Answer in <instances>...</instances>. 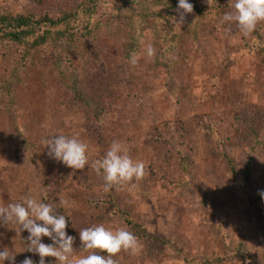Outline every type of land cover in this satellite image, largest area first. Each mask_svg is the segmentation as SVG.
Masks as SVG:
<instances>
[{"label": "rangeland", "instance_id": "rangeland-1", "mask_svg": "<svg viewBox=\"0 0 264 264\" xmlns=\"http://www.w3.org/2000/svg\"><path fill=\"white\" fill-rule=\"evenodd\" d=\"M81 1L0 0V11H70ZM96 2L88 36L27 57L25 47L0 41V206L56 191L70 202L62 208L77 256L93 251L79 229L103 224L139 241L137 254H116L118 264H264V21L244 35L192 12L170 28L120 0ZM57 134L88 145L83 170L48 155L43 141ZM113 141L144 162L145 176L104 192L103 170L91 165ZM28 235L0 224V251L39 264Z\"/></svg>", "mask_w": 264, "mask_h": 264}, {"label": "clouds", "instance_id": "clouds-1", "mask_svg": "<svg viewBox=\"0 0 264 264\" xmlns=\"http://www.w3.org/2000/svg\"><path fill=\"white\" fill-rule=\"evenodd\" d=\"M210 5V0H207ZM193 4L189 0H178L180 19L176 23L184 21L185 14L193 12ZM233 11L226 12L222 22H234L244 35L255 30L257 23L264 21V0H233ZM160 11V9H156ZM146 54L154 57L155 49L151 44L146 46ZM138 58L133 55L130 63L137 64ZM48 147V155L62 162L73 170H83L88 165V145L76 136L62 134L53 135L43 141ZM93 167L99 174L103 170L105 181L103 191L108 192L113 186H123L126 183L139 181L145 176V164L143 161H134L128 154V149L119 141H113L105 155L93 161ZM264 199V190L258 193ZM60 206L69 207L70 202L60 197ZM38 221L42 223H38ZM19 224L21 230H27V250L38 254L39 264H45V257H54L59 264H118L114 259L116 254L130 251L135 255L140 251L137 237L124 227L115 230L106 228L103 224L79 229L81 245L85 250H93L84 256L74 254L75 237L66 232L67 220L63 214H58L52 204L39 201L26 196L23 202L9 203L0 206V224ZM49 237L52 243H43L42 237ZM105 252L107 255L98 254ZM8 260L9 264H16L15 254H11L7 248L0 251V261ZM20 264H35L26 257Z\"/></svg>", "mask_w": 264, "mask_h": 264}, {"label": "trees", "instance_id": "trees-1", "mask_svg": "<svg viewBox=\"0 0 264 264\" xmlns=\"http://www.w3.org/2000/svg\"><path fill=\"white\" fill-rule=\"evenodd\" d=\"M120 1L122 2L120 7L128 10L129 13L145 20L150 17L161 19L170 28L174 27L173 24L180 11H182L178 10V0ZM189 3L193 4V12L196 15L204 17L215 14L221 22L226 12L233 11L231 0H210V5L207 0H189ZM156 9H160V11H156ZM97 12L98 4L96 0H83L70 11H0V41L14 42L19 46L25 47V56L27 57L30 56L31 51L42 45L57 41H73L80 32L82 35H90L91 28L89 27V22ZM81 20L87 23L81 22ZM222 24L226 28L236 25L235 29H239L234 22H222ZM95 135L98 140H101L103 137L99 129L96 130ZM55 193L57 192L55 191ZM55 193H50L48 189V194L43 202L52 204L58 214L65 215L63 208L60 206V199L55 196ZM117 212L126 216V221L132 227H140V224L129 218L128 213L122 210H117ZM66 220V232L72 236L70 234V222L67 217ZM28 243H26L27 248L29 246ZM30 254L35 256L33 252H30ZM105 254L107 255V253Z\"/></svg>", "mask_w": 264, "mask_h": 264}]
</instances>
